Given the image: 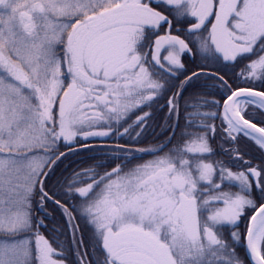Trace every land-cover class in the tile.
<instances>
[{"label":"snow or ice","instance_id":"snow-or-ice-1","mask_svg":"<svg viewBox=\"0 0 264 264\" xmlns=\"http://www.w3.org/2000/svg\"><path fill=\"white\" fill-rule=\"evenodd\" d=\"M0 9V264H63L53 259L63 253L32 232L46 227L31 215L37 197L41 209L46 201L61 209L78 264H92L72 212L55 198L57 192L45 190L68 155L60 145L73 151L87 147L78 137H139L151 113L127 127L121 121L159 99L179 118L183 93L202 76L217 82L223 100L195 94V103L185 104L194 109L185 121L206 132H182L192 139L126 171V165L103 175L94 167L74 171L65 178V194L80 200L76 211L94 228V250L103 256L97 264H244L233 244L245 249L252 264H264V166L233 172L223 161L204 162L214 154L208 136L216 132L206 121L216 118L224 122V135L234 145L225 151L234 159L243 161L237 136L264 150V91L233 89L223 75L205 72L208 64L190 74L181 71L191 43L205 60L250 61L241 78L264 81V0H0ZM182 22L190 26L179 27ZM205 106L222 109V116L199 111ZM173 139L175 132L168 143ZM105 146L134 159L137 152L167 145ZM226 184L244 194L223 191ZM245 219L243 232L230 231V242L223 239L226 226L238 229ZM23 233L34 235V242H5Z\"/></svg>","mask_w":264,"mask_h":264},{"label":"flooded vegetation","instance_id":"flooded-vegetation-1","mask_svg":"<svg viewBox=\"0 0 264 264\" xmlns=\"http://www.w3.org/2000/svg\"><path fill=\"white\" fill-rule=\"evenodd\" d=\"M169 18L171 19L172 17L170 16ZM195 22L196 21L194 18H190V23H195ZM190 23L182 22L178 26L181 28H185V27H189ZM158 34L163 35L164 32L160 31ZM172 34L180 35L182 39H185L187 41V37L180 32L174 31ZM203 35L206 37L207 33H203ZM155 38L156 37L153 36V39ZM189 46L192 47L193 49L192 52L185 53L181 57L182 62L184 63L185 66L184 70L181 71L184 74H190L193 71H200L201 65L208 64L209 66L203 69L205 72L210 71L213 73H218L219 75H223L224 77L225 75L226 76L228 75L226 74L227 71L224 68L227 69L230 68L229 66L231 65L229 63L225 62L221 64V63H216L213 60H205L202 57V55L197 51V49L192 46L191 43L189 44ZM162 55H166V53L162 52ZM252 59L255 58L253 57ZM243 62L244 64H247L250 61L243 60ZM238 74L239 71L235 73L233 72L234 79H232L228 83L232 86L233 89H236L237 87L248 88L247 86H245L244 82H236L238 81ZM177 75L180 77V79L184 78V75H182L181 73H177ZM161 82L163 83L164 81ZM215 83L217 82H192V86H190L183 93V96L180 99L179 118L169 115V111L166 107V102L164 99H159L157 102L153 103L151 107L145 105L142 106L141 108L134 109L132 112L128 114V116L124 117V121H126V123H124V121H121V123L124 124V127H127L128 124H131L132 121H134L138 116L143 115L144 112L151 113V118L148 120L147 124L145 125V130L141 133L139 137L135 136V132H133L131 136H124L122 138H116L113 136V137H89L87 139H84L82 137H78L79 143L83 145H87V147L79 148V146L77 145L75 147H77L78 150H73V151H69V148L63 145L61 148V152H67L68 155L65 158H62V160L60 161L61 180L65 181V178L71 176V174L74 171L79 172L82 170H86L90 167H94L95 170L100 173V175H103L105 171H110L111 169L115 168L117 165H120L121 167H125L126 165L125 167V171H126L128 168H131L137 164L154 160L157 157H163L165 153L168 152L169 148H171L174 144H176L177 141L192 139V137H188V136L181 137L180 134L182 132L185 131L200 132V133L206 132L207 130L204 128L189 126L186 123L185 113L194 111V109L192 107H185V104L186 102L189 105L194 104L195 101L193 100V96L195 94H201L208 100H215L222 102L223 100L222 90L217 87H214L213 85ZM205 85H207V87H205ZM201 108H205V107H201ZM199 111L204 112L200 109ZM212 111L217 112L218 117L222 116V109L213 107ZM192 119L196 122H199L203 120V117H194ZM218 121L219 118L213 119L211 124L215 125L216 123H218ZM223 125L224 122L215 125L216 126L215 135L208 136V143L210 147L213 149L214 154L205 156L204 162L215 164L216 161H223L224 165L233 172L244 171L249 166L252 167L264 166V150H261L260 147L251 138L237 136V145H235L239 147L240 154L243 156V161H249L250 164L246 165L242 160L234 159L231 153L226 152L225 149L232 148L234 147V145L224 135L222 128ZM115 127L116 125L113 124V128ZM102 130H106V129H102ZM120 130L123 131V128H121ZM138 130L139 129H137V131ZM173 132H175V139H173L171 143H168L169 138L173 136ZM105 145H121L124 147H136V148H144V149L157 148L160 145H167V146L164 147L162 151H157L154 153L137 152L135 153V158L133 159L126 157L125 154L120 153L113 148L106 147ZM186 158L192 159L191 156ZM70 167L72 172L69 171ZM249 179L251 180L252 177H249ZM77 186H81V185H77ZM222 190L244 194L240 192V188L235 184H232L231 186L226 184L224 185ZM67 197L75 199L77 201V204L79 203V199H77L76 196L68 195ZM48 202L52 203V201H46L45 205ZM217 206H222V205H217ZM49 210L51 209L48 206H46L44 209H41L39 207V212L36 211V214H41L42 217L49 218L47 214ZM69 210L72 212V215H74L75 223L78 224L79 226L81 225V227H79V230L81 228L84 230L85 224H88V219L86 218L87 220L85 219V222L83 224H80V222L84 220L83 218H80L79 213L76 211V207H70ZM251 214H252L251 211L247 212L248 216H250ZM247 224L248 221L245 219L242 220L238 229L226 226L223 229V233H224L223 239L230 242L231 238L229 236V232L230 231L243 232ZM53 226L54 225L51 223L48 224L45 228L46 231L51 232ZM88 229L90 230V228ZM39 231L43 232L42 229L40 228ZM53 237L54 236L49 235V238L52 239ZM88 241H89L87 243L88 251H89L88 260L91 261L92 264H97L98 261H102L103 256L100 250H94L96 249L94 231L90 232ZM69 246L71 247L70 250L74 252L72 257L68 256L69 264H78L77 257L75 255L74 245L69 244ZM233 247L235 248L237 253L239 252V250H241L244 253L246 261L251 262L243 247H237L235 244H233ZM69 258L72 259V262L71 260H69Z\"/></svg>","mask_w":264,"mask_h":264},{"label":"rangeland","instance_id":"rangeland-1","mask_svg":"<svg viewBox=\"0 0 264 264\" xmlns=\"http://www.w3.org/2000/svg\"><path fill=\"white\" fill-rule=\"evenodd\" d=\"M0 11H3V9H0ZM246 75H247V72H246ZM62 146H63V144H61L59 147L60 152H61ZM69 171L72 172L71 167L69 168ZM60 174H61L60 173V162H58V166L56 167V170L51 174L49 180L47 181V188L46 189L50 188V189H53L55 192H57L58 194L56 195L55 198L58 197L57 199H59L61 201V203L65 204L68 208L77 207L80 203V200H79V203L77 204V201L75 199L67 197L68 195L65 194L67 186H66L65 182L61 180ZM68 177H70V176H68ZM58 181H59V183H58ZM81 186H83V185H81ZM36 200H38V197L36 198ZM36 200L32 201L31 215L37 219L40 218L38 220H43L44 225L45 224L48 225L51 223L54 226L51 229V232H47L45 229L46 227H39L40 229H42L43 232L39 231V228L34 227L32 229V232L33 233H39V235L44 236L45 239L49 242L51 247L56 252L63 253L62 256H59V255L53 256V259H55L57 261H63V264H69L68 256L72 257V255L74 253L73 251L70 250L71 247L69 246V244L74 245V243H73V239H72L71 227L67 223V220L65 218V214L54 203L48 202L45 205V207L48 206L51 209L47 213L49 218L42 217L41 214H36V211L39 212V206L37 205ZM79 216H80V218H83L84 221L80 222V224H83L85 222L86 217L82 216L80 213H79ZM73 217H74V215H73ZM33 223L35 224L36 220H34ZM80 227H81V225H80ZM88 228H90V230ZM81 229L79 230L78 235L83 237V240H84L83 246H84V248L88 249V244H87L89 242L88 238H89L90 232L94 231V228H93V226H91L88 223V224H85L84 230L83 229L81 230ZM49 235L54 236V237L51 239V238H49ZM15 239H27L29 241L34 242L35 236L32 235L31 233H23V234L15 237V238H5V242L12 243V242H14ZM33 247H34V244H33ZM69 260H71V262H72L71 258H69Z\"/></svg>","mask_w":264,"mask_h":264},{"label":"trees","instance_id":"trees-1","mask_svg":"<svg viewBox=\"0 0 264 264\" xmlns=\"http://www.w3.org/2000/svg\"><path fill=\"white\" fill-rule=\"evenodd\" d=\"M256 58V57H254ZM245 64L243 61H240L239 63L237 64H234V65H231L229 66L230 68H224L226 69L227 73L228 74L227 76L225 75V79L230 82L232 79H234V76H233V72H237L239 71V74H238V81L236 82H244L245 86L247 87H251V88H258V89H261L264 91V81H261V80H250V81H246L245 79L241 78L240 76V73L242 71L245 72V75H246V70H245ZM192 82H216V81H213V80H209L207 77H200L199 79H194ZM200 110L204 111V112H207V111H212L213 110V107H209V106H205V108H200ZM249 111L250 112H253L255 115L259 116L260 115V110L255 107V106H249ZM207 123H211L212 120L210 121H206ZM223 123V120L222 118H219V121L218 123ZM257 122V121H255ZM218 123H216L215 125H217ZM82 222V221H81ZM74 250H75V255H76V246H74ZM239 256L244 260V264H251L250 262H247L246 261V258L244 256V253L239 250L238 252Z\"/></svg>","mask_w":264,"mask_h":264},{"label":"water","instance_id":"water-1","mask_svg":"<svg viewBox=\"0 0 264 264\" xmlns=\"http://www.w3.org/2000/svg\"><path fill=\"white\" fill-rule=\"evenodd\" d=\"M255 90H257V89H255ZM257 91H260V90H257ZM249 258V257H248ZM250 260V259H249ZM251 261V260H250ZM251 263H252V261H251Z\"/></svg>","mask_w":264,"mask_h":264}]
</instances>
